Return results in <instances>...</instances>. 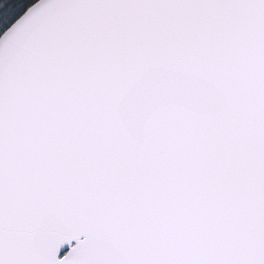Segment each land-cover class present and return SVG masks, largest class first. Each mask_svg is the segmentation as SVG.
Masks as SVG:
<instances>
[{
	"label": "snow or ice",
	"instance_id": "1",
	"mask_svg": "<svg viewBox=\"0 0 264 264\" xmlns=\"http://www.w3.org/2000/svg\"><path fill=\"white\" fill-rule=\"evenodd\" d=\"M0 264H264V0H0Z\"/></svg>",
	"mask_w": 264,
	"mask_h": 264
}]
</instances>
